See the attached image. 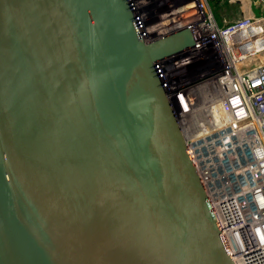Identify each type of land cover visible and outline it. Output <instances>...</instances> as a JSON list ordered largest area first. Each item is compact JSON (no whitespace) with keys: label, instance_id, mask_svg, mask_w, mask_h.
Wrapping results in <instances>:
<instances>
[{"label":"water","instance_id":"95a60500","mask_svg":"<svg viewBox=\"0 0 264 264\" xmlns=\"http://www.w3.org/2000/svg\"><path fill=\"white\" fill-rule=\"evenodd\" d=\"M128 0H0V264H235Z\"/></svg>","mask_w":264,"mask_h":264},{"label":"built area","instance_id":"2783aa9c","mask_svg":"<svg viewBox=\"0 0 264 264\" xmlns=\"http://www.w3.org/2000/svg\"><path fill=\"white\" fill-rule=\"evenodd\" d=\"M128 1L146 42L164 35L148 24L145 9L151 0ZM182 1L183 12L173 20L187 22L184 27L195 46L159 61L156 69L178 111L190 155L235 264H264V16L220 26L208 0ZM255 4H262L264 11V0ZM214 51L223 63L209 76L215 77L210 83L218 95L201 104L197 89L173 84L176 75L171 77L166 67L175 57ZM252 60L259 66L251 67ZM206 86L209 90L211 85Z\"/></svg>","mask_w":264,"mask_h":264},{"label":"rangeland","instance_id":"374dc122","mask_svg":"<svg viewBox=\"0 0 264 264\" xmlns=\"http://www.w3.org/2000/svg\"><path fill=\"white\" fill-rule=\"evenodd\" d=\"M163 1L165 0L146 1L147 6L145 13L150 17V21H148L149 26H151L152 29L163 31L164 35H166L175 32L178 28L184 27L187 22L183 21L182 23H176V20L172 21V19H168V15L170 17L172 13H168L169 8L167 6L162 7L163 5L161 4L164 3ZM166 1L168 2V0ZM176 4L181 3L178 2ZM160 16L162 17L161 19ZM212 53L204 52L200 54L193 52L185 56L175 57L169 60L166 67L171 77L173 74L176 75L171 80L173 84L186 83V87L197 89L196 92L199 93L198 98L200 103H202L203 100L207 102L212 101V97L216 92L214 91L215 89H212L213 84L210 82L214 81L215 77L209 76L214 69H219L223 65L221 59H218L220 57L216 58V52L214 51ZM256 63V60L250 61V64H253L251 67L259 66L256 65ZM201 84L205 85V87H202ZM207 84L211 85L209 90L208 86H206Z\"/></svg>","mask_w":264,"mask_h":264},{"label":"crops","instance_id":"0c3cea01","mask_svg":"<svg viewBox=\"0 0 264 264\" xmlns=\"http://www.w3.org/2000/svg\"><path fill=\"white\" fill-rule=\"evenodd\" d=\"M257 0H208L209 6L212 9L214 17L216 18L220 26L228 23L243 19L245 17H259L264 16L262 4H255ZM161 5L162 7H168L169 12L172 15H168L169 19L173 20V17L180 11L183 12V8L178 7L182 3V0H165ZM162 17L160 16V19Z\"/></svg>","mask_w":264,"mask_h":264},{"label":"bare ground","instance_id":"6f19581e","mask_svg":"<svg viewBox=\"0 0 264 264\" xmlns=\"http://www.w3.org/2000/svg\"><path fill=\"white\" fill-rule=\"evenodd\" d=\"M172 33V32H171ZM171 33H169V34H171ZM157 36H160V34H159V32L157 33ZM163 36V35H162ZM162 36H160V37H158V38H161ZM157 38V39H158ZM172 58V57H171ZM213 84V86H212V89L216 92V94L215 95H218V93H217V89H216V85L214 84V83H212ZM202 104V103H201ZM204 116L203 115H201V113H198V119L201 121V120H204ZM197 132H198V130H197Z\"/></svg>","mask_w":264,"mask_h":264}]
</instances>
